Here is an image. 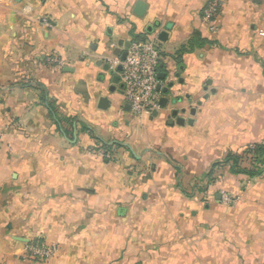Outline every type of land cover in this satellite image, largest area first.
I'll use <instances>...</instances> for the list:
<instances>
[{"label": "crops", "instance_id": "crops-1", "mask_svg": "<svg viewBox=\"0 0 264 264\" xmlns=\"http://www.w3.org/2000/svg\"><path fill=\"white\" fill-rule=\"evenodd\" d=\"M210 1L0 0V264H264V175L206 178L264 143V0ZM145 34L174 88L137 118L106 67Z\"/></svg>", "mask_w": 264, "mask_h": 264}, {"label": "built area", "instance_id": "built-area-1", "mask_svg": "<svg viewBox=\"0 0 264 264\" xmlns=\"http://www.w3.org/2000/svg\"><path fill=\"white\" fill-rule=\"evenodd\" d=\"M225 3L226 0H211L203 10V20L213 24ZM211 29L215 30L214 26ZM161 59L159 40L153 35L145 34L140 39L133 38L124 62L119 58L108 60L113 71L122 68L118 76L123 85L125 103L129 105L134 117L143 118L157 113L161 108L162 92L158 91L161 85L158 77ZM53 61L60 67L64 66V62L58 58ZM2 147L3 141L0 138V149ZM224 201L232 202L228 196L224 197ZM59 251L58 244H48L44 240L34 241L23 246L20 258L24 262L45 263L55 258Z\"/></svg>", "mask_w": 264, "mask_h": 264}, {"label": "trees", "instance_id": "trees-1", "mask_svg": "<svg viewBox=\"0 0 264 264\" xmlns=\"http://www.w3.org/2000/svg\"><path fill=\"white\" fill-rule=\"evenodd\" d=\"M143 36H138L140 39ZM207 40L201 38L199 33H195L193 38L183 47V52L193 47L211 46ZM228 168V173L232 176L242 177L243 183L250 179L262 177L264 175V143L253 144L247 146L241 151L229 153L222 162H217L213 165V169L207 179L214 181L216 169Z\"/></svg>", "mask_w": 264, "mask_h": 264}, {"label": "water", "instance_id": "water-1", "mask_svg": "<svg viewBox=\"0 0 264 264\" xmlns=\"http://www.w3.org/2000/svg\"><path fill=\"white\" fill-rule=\"evenodd\" d=\"M135 13H136V15H137L138 17H143V16L145 15V13H146V5L143 4L142 2H139V3L137 4V8H136ZM150 32H151V30H150ZM129 46H130V43L126 45V49H128ZM117 55H120V56H121V57H120L121 62H124L125 59H126V57H127V50H125V52H123V53H121L120 50H118ZM109 69H110V65H108V66L106 67V70H109ZM121 70H122V68L119 67L118 70H117V72H121ZM111 73H112V74H115V72H114L113 70H112ZM158 77H159V80H160L161 82H164V81H166V79H167V75H165V74H162V75L160 74ZM119 80H120L119 76L116 77L115 83H116V84H119ZM173 88H174V83H173V82H170V80H169V82H168V87L165 88V89H162V86L160 85V86L158 87V91H161V92H163L164 94H169V93H170V95H171ZM170 97H171V96H169L167 99H166V98H162L161 101H160V105H161L162 107H166V106L168 105V103H169V98H170ZM103 103H105V102L103 101ZM103 108H104V107H103ZM219 197H220V195L218 196V198H219Z\"/></svg>", "mask_w": 264, "mask_h": 264}, {"label": "rangeland", "instance_id": "rangeland-1", "mask_svg": "<svg viewBox=\"0 0 264 264\" xmlns=\"http://www.w3.org/2000/svg\"><path fill=\"white\" fill-rule=\"evenodd\" d=\"M1 138V137H0ZM237 179H239V180H242V177H239V176H235ZM221 179V175L219 174V177L218 178H216L215 180H214V182H219V180ZM222 194V193H221ZM227 195V193H223L222 194V196H226ZM229 197V196H228ZM230 199H231V197H229ZM232 200V199H231ZM37 241H43V240H37Z\"/></svg>", "mask_w": 264, "mask_h": 264}]
</instances>
